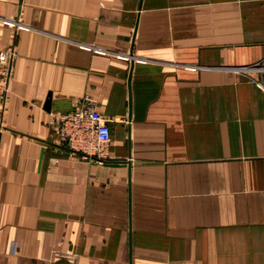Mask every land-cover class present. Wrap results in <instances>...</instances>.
Segmentation results:
<instances>
[{
	"label": "crops",
	"instance_id": "1",
	"mask_svg": "<svg viewBox=\"0 0 264 264\" xmlns=\"http://www.w3.org/2000/svg\"><path fill=\"white\" fill-rule=\"evenodd\" d=\"M0 264H264V0H0ZM87 94L101 162L52 120ZM14 246V247H12Z\"/></svg>",
	"mask_w": 264,
	"mask_h": 264
},
{
	"label": "built area",
	"instance_id": "2",
	"mask_svg": "<svg viewBox=\"0 0 264 264\" xmlns=\"http://www.w3.org/2000/svg\"><path fill=\"white\" fill-rule=\"evenodd\" d=\"M1 22L15 25L13 18H0ZM15 57L13 44L0 47V105L6 101L8 96V82L12 74L11 62ZM239 71L248 70L264 71V56L260 61L252 65H244L237 68ZM255 83L264 87L261 78ZM54 132L59 141L67 149L83 159L101 162L106 158V144L110 139V129L105 118L92 103L87 94H84L79 105L65 112H58L52 120ZM14 247V246H12ZM66 264H74L71 257L67 258Z\"/></svg>",
	"mask_w": 264,
	"mask_h": 264
}]
</instances>
